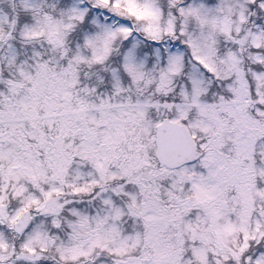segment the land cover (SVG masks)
<instances>
[{
  "label": "snow or ice",
  "instance_id": "snow-or-ice-1",
  "mask_svg": "<svg viewBox=\"0 0 264 264\" xmlns=\"http://www.w3.org/2000/svg\"><path fill=\"white\" fill-rule=\"evenodd\" d=\"M0 264H264V0H0Z\"/></svg>",
  "mask_w": 264,
  "mask_h": 264
}]
</instances>
